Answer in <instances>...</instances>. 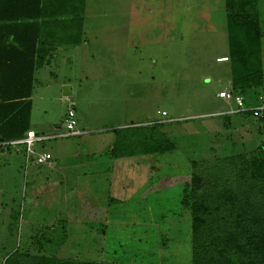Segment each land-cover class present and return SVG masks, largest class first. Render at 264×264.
I'll use <instances>...</instances> for the list:
<instances>
[{"label":"rangeland","instance_id":"obj_1","mask_svg":"<svg viewBox=\"0 0 264 264\" xmlns=\"http://www.w3.org/2000/svg\"><path fill=\"white\" fill-rule=\"evenodd\" d=\"M73 6L81 32L62 36L49 66L37 71L30 129L39 136L64 131L73 111L76 128L87 133L36 146V153H52L53 166L26 165L12 147L0 154V264L16 249L114 264H190L183 187L215 166L232 181L224 158L264 150V119L227 115L234 104L215 98L231 79L229 62H216L229 56L224 0H85L83 12L80 0ZM257 12L264 74V0ZM256 95L264 100V82L246 102L259 105ZM149 137H166L176 150L146 158L138 143L135 157L110 156L117 138ZM36 173L39 182L31 184ZM44 231L52 243L42 242Z\"/></svg>","mask_w":264,"mask_h":264},{"label":"trees","instance_id":"obj_2","mask_svg":"<svg viewBox=\"0 0 264 264\" xmlns=\"http://www.w3.org/2000/svg\"><path fill=\"white\" fill-rule=\"evenodd\" d=\"M75 1L0 0L1 140L21 139L32 132L30 119L35 75L41 68L49 66L62 36L68 32L74 35L71 31L76 28L80 33L82 29L78 6H73ZM80 1V12H83L85 0ZM224 7L229 45V56L225 58L231 73L227 91L241 96L246 109L258 107L260 101H264L260 95H256L259 105H250L245 100L247 93L258 89L264 82L261 63L263 32L257 0H224ZM62 14L69 20H62ZM238 115L253 116V113L248 110ZM255 118L263 121L264 112ZM163 124L143 127L155 129ZM131 129L136 127L128 130ZM111 131L116 133V129ZM123 142L125 140L115 139L110 155L114 159L122 157L123 151L129 152L130 158L135 157L131 150L135 151L138 143L143 146V152L138 156L146 158L176 150L166 137L161 142L151 141L150 137L146 142L131 138L126 144ZM119 143L124 146L120 154L116 150ZM257 150L224 158L223 161L233 170L232 181L215 166L193 173L189 184L183 187L180 205L188 213L190 264H264V150ZM192 165L195 166L194 162ZM98 228V238L102 240L106 231L104 226ZM47 234L45 231L41 233L42 242L52 243ZM26 251L14 250L5 257L3 264H114L82 260L77 254L75 257L61 253L47 256Z\"/></svg>","mask_w":264,"mask_h":264},{"label":"built area","instance_id":"obj_3","mask_svg":"<svg viewBox=\"0 0 264 264\" xmlns=\"http://www.w3.org/2000/svg\"><path fill=\"white\" fill-rule=\"evenodd\" d=\"M218 62H224L227 61V58H219L217 59ZM217 97L219 99L224 100L227 103L234 104L235 108L229 110L226 114H239L244 113L248 110H251L254 117H261L262 113L264 112V101H261V105L258 107H254L251 109H246L244 106L243 98L241 96H235L232 93H230L227 90H223L217 94ZM162 117L167 116L165 112L159 113ZM74 113L73 111L68 112V120L66 121L65 130L61 131L59 133H54L51 135H35L33 132H28L24 138L16 139V140H10V141H4L0 139V151L6 150L7 148H23L24 150V156L26 165L31 164H46L51 161L52 156L50 153L44 152V153H36L35 147L39 144H42L43 142L49 141V140H55L60 138H68V137H74L79 136L82 134L87 133L86 131H81L76 128L77 123L74 120ZM161 123H165L166 120L159 121Z\"/></svg>","mask_w":264,"mask_h":264},{"label":"crops","instance_id":"obj_4","mask_svg":"<svg viewBox=\"0 0 264 264\" xmlns=\"http://www.w3.org/2000/svg\"><path fill=\"white\" fill-rule=\"evenodd\" d=\"M223 57H225V56H221V57H217L216 58V60L217 59H219V58H223ZM217 63H225V62H227V61H224V62H218V61H216ZM223 90H229V89H219L218 91H217V93H215V98H218L217 97V94L219 93V92H221V91H223ZM219 99V98H218ZM41 148H44V146L43 145H41ZM45 152H47V153H50L51 154V156H52V159H53V155H52V153L51 152H49V151H46V150H44ZM5 152V150L3 151V150H1L0 151V154H3ZM16 152L17 153H24V150H23V148L21 147V148H19V149H16ZM44 153V152H43ZM53 160H51L50 162H48V163H46L47 165H49V166H53V162H52ZM31 165H33V167H35V168H37L38 169V166L40 165V164H31ZM39 180V176L37 175V173L33 176V178H32V182H31V184L32 183H37V182H39L38 181ZM101 180H102V182H103V184L104 183H106L107 182V180H108V178L106 177V178H101ZM95 187V186H94ZM99 188V187H98ZM37 190V189H36ZM93 192L95 193L96 192V189H94L93 188ZM12 212V211H11Z\"/></svg>","mask_w":264,"mask_h":264},{"label":"water","instance_id":"obj_5","mask_svg":"<svg viewBox=\"0 0 264 264\" xmlns=\"http://www.w3.org/2000/svg\"><path fill=\"white\" fill-rule=\"evenodd\" d=\"M70 94H71L70 87H64L63 95L68 97L70 96Z\"/></svg>","mask_w":264,"mask_h":264}]
</instances>
